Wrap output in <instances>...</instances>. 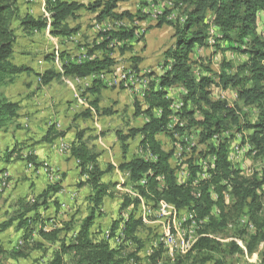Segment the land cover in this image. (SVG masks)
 Masks as SVG:
<instances>
[{
    "label": "trees",
    "instance_id": "trees-1",
    "mask_svg": "<svg viewBox=\"0 0 264 264\" xmlns=\"http://www.w3.org/2000/svg\"><path fill=\"white\" fill-rule=\"evenodd\" d=\"M131 1L95 0L91 3H79L73 0H45L47 16L34 17L29 14L20 16L19 0H0V88L10 83L14 77L31 71L11 61L13 47L17 41L14 29L16 22L24 34L48 30L52 38H66L76 36L81 30L80 25L71 27L69 23L70 20L77 19V13L81 10L92 15L90 29L102 24L106 19L116 22H122L125 18L130 20L129 22L133 19L144 20L138 12L119 11L121 4ZM182 3L183 10L179 17L183 18L182 22L179 18L174 22L168 21L167 18L172 13L169 10L165 11L162 17H158L153 27H172L174 33L173 42L164 53L161 73L151 76V82L146 86L144 110L136 103L134 116L144 115L148 120L140 128L129 129L126 134L115 132L123 154L128 148L126 143L138 138V147L143 154L149 155L148 158L137 157L124 161L118 166V171L126 175L131 190L136 195H123L120 205V212L132 208L124 219L120 234L126 242L123 241V244L116 247L110 244L122 220L112 224L108 239H97L96 233L93 232L95 220L102 216L100 208L104 200L112 196L110 190L115 187V184L103 182V177L113 168L108 166L104 171L99 168L100 154L95 151L94 146H88V138L84 141L85 130L78 129L67 154L77 163L80 179L78 188L90 189L86 199L87 215L81 220L72 217L59 224L60 226L51 224L50 229L45 230V220L40 210L47 211L52 205L55 211H58L56 196L61 191L58 185H49L32 204L26 203L24 208L21 205V213L0 222V234L15 227L17 231H22L23 241L20 247L10 251L6 250L0 241V258L26 260V247L46 253L44 243H48L54 249L44 264H67L66 257L70 258L71 264H127L130 260L133 264H139L138 254L144 244L137 234L143 227V222L136 218L135 213L142 203H150L152 207L170 206L172 214L186 211L197 225L196 239L187 253L168 260L163 257L164 250L159 246L151 256L150 264H227V260L234 256H243L245 253L248 256L254 255L264 243V205L259 194L264 186V175L261 179L255 176L245 178L228 161L224 143H213V140H218L233 129L237 132L247 131L250 132L248 138L251 144L259 153L264 152V34L257 29L260 16L264 13V0H182ZM208 14L212 16L209 23L206 22ZM129 26L128 28L120 25L116 29L99 31L92 41V47L87 46L86 60L64 64L62 73L45 72L39 77L40 83L48 85L52 80L62 77L91 78L92 84L87 89L93 97L90 104L95 111H99L98 97L105 89V84L102 83L104 74L111 73L118 64V59L131 52V46L126 43L139 31L137 27L132 28L131 24ZM211 28L214 30L213 34H210ZM209 38H213V46L218 47L221 44L225 51L245 57L235 68H232L230 63L223 65L224 71L218 75L217 83L212 77L196 79L192 72L191 54L195 49L207 47ZM97 51L99 54H96ZM60 57L63 58V55ZM129 60L136 71L141 60L136 56H131ZM200 68L205 69L207 73L211 72L206 67ZM177 85L183 88L185 95L182 97L181 111L173 113L170 109L173 101L166 99L165 89ZM211 85L224 90H236L238 99L244 106L255 108L253 120H241L236 111L225 102L210 100L208 88ZM189 106L192 109H189ZM195 110L201 113L200 119L195 118ZM18 111V103L0 94V131L17 118ZM102 113L109 114L106 110ZM90 114L87 111L75 119L88 118ZM173 116L178 119V122L174 120V124L171 122ZM182 121H185L187 130L199 129L198 144L206 149V152L201 154L202 159L206 160L208 156L214 158L213 166L207 167V177L200 178L197 183L194 179L199 178L202 173L197 164L188 165L189 180L186 183L177 182L176 170L170 164L174 149L166 151L157 139L159 134L168 136L171 141H174L175 135L183 136L184 126L179 125ZM227 123L230 126H227ZM69 131L70 129L56 131L54 127H49L41 141L51 144L65 138ZM12 155L6 157L3 162L9 164ZM26 160L32 166L39 167L32 155ZM229 188L232 202L227 205L225 197ZM213 209L218 211L217 217L212 215ZM29 214L32 215L28 216ZM241 217H246L252 225L250 234L245 227L243 228L246 230L237 225ZM36 225H39V228L36 229ZM233 225L235 231L232 236L240 239L244 248H240L234 241L222 243L217 239L219 234ZM35 232L39 241L33 238ZM127 241L136 247L128 253V247L124 246Z\"/></svg>",
    "mask_w": 264,
    "mask_h": 264
},
{
    "label": "rangeland",
    "instance_id": "rangeland-1",
    "mask_svg": "<svg viewBox=\"0 0 264 264\" xmlns=\"http://www.w3.org/2000/svg\"><path fill=\"white\" fill-rule=\"evenodd\" d=\"M73 1L79 3H91L95 0ZM158 1H160V3L163 2L162 4L166 3L164 1L172 2V5H174V3L176 4L175 0H132L131 2L120 5L119 11H129L132 13L138 12L140 16L145 18L142 21L136 19L138 22H144L149 16L153 19V22L151 25L145 24L144 27H142L145 30L144 34L134 37L126 43L127 46H131V52L127 53L119 60V65L124 66V72H127V76L129 77V80H125L126 86L124 85L123 87V83H117V85L114 86L106 84L104 76V81L102 83L103 85L105 84V89H103L102 92L105 90L106 92H103V95L102 92H100L98 97L99 111H95L90 104L93 97L88 93L87 89L90 88L92 84L91 78H74L73 81L72 78L62 77L61 79L52 80L48 85H42L39 77L48 71L62 73V66L64 64L86 60L87 46L92 47V41L94 40L96 33L99 31L116 29L120 26L119 24H126L127 26L131 24V22H133L131 24L132 28L135 26L140 30L138 22H129L130 20L126 18L122 22L106 19L102 24L90 29L89 26L91 24L92 15L81 10L77 13V19L70 20L69 22L71 27L80 25L81 30L76 36L66 38H52L49 36L48 30L37 32L38 34L31 32L33 35L28 34L27 36L26 34V36H24L22 35L23 32H21V29L19 30L18 28V22L14 24L17 42L14 45L11 61L16 65L27 67L31 71L14 77L10 83L0 88V94L12 102L18 103L19 107L22 106V110L19 109L18 111L17 118L14 119L6 129L0 131V158L4 160L9 155L13 154L12 158L9 160L11 163L15 162L16 165L11 177H8L5 174L7 176V186L0 192V222L6 221L21 213L20 206L22 205L24 208L26 203L32 204L34 199L40 194L38 189L40 187L45 189L49 185H58L61 188V191L57 195L61 194L63 191L65 200H59L56 196V198H58V205L56 207L58 211H55V208L52 205H50L47 211L43 212L40 210V213L45 220V230L50 229L51 224L60 226L59 224L70 220L72 217H75L76 220H81L87 215L88 205L86 199L90 194V189L88 187L78 188L80 179L78 177L77 163L74 165V163H69V159L62 158L64 164H62L63 168L61 169L50 161L41 158L37 159L34 152L43 144L41 139L45 134V128L48 130L49 127H54L56 131L73 129L74 132L78 129L85 130L86 134L84 136V141L88 138V146H95L94 143L100 136L106 134L107 141H109L112 139L116 131L126 134L129 129L140 127L148 120L144 115L134 116L136 103L141 110H144V95L146 91L144 92L140 84L139 86H134L133 82H137V73H143L142 80L146 79L148 84L151 82V76H158L160 74L162 67L164 66V53L173 42L172 35L174 31L173 28L170 27L172 33L169 34V29H167L168 26H163L164 28L162 27L161 29L154 31L151 30L154 29L153 27L156 22L163 16L165 11H172L171 14L173 15L174 22L180 17L181 11L183 10V7L178 9L176 7L173 9L163 7L162 15L158 16L159 18L156 20V18L154 19L155 11L152 10L151 5H156ZM32 5H35L38 9L40 7L39 3H33ZM145 11L147 13H145ZM38 14L39 16H47L46 12H38ZM20 16L22 15L20 14ZM179 19L181 22L183 21V18ZM167 20H169V17ZM96 27H98V29H96ZM127 27L129 28L130 26ZM263 27L264 26H262L259 31L264 34ZM213 31V28H211L210 34ZM147 35L148 39H145ZM146 42L147 47L145 46ZM207 46L209 47L211 44L208 43ZM146 48L148 50H146ZM210 48H213V50L208 51L209 56L200 55V57L192 59V72L196 79L204 76L212 77V80L217 83L218 75L224 71L223 65L230 63L231 67L235 68L245 59V57L241 55L225 51L221 44L218 47L211 46ZM145 51H147V53ZM140 53L146 54L142 57L139 55ZM96 54H99V51H97ZM61 55H63V58L60 57ZM131 56H136L140 59L141 62L139 64L145 61L147 64L146 67L141 69L138 64L137 70L135 71L132 62L129 60ZM200 66L208 68L211 72H205V69L202 70ZM225 71L228 72L227 69H225ZM229 71L231 72V70ZM117 73L118 64L111 73L104 75H107V78H117ZM135 76L136 78H133ZM65 80H69V83H66ZM174 87L175 86L170 88L173 89ZM170 88L165 89V97L166 99L169 98V100L173 101V108L171 109L170 107L172 112H180L183 105L182 97L185 95V91L183 88L182 92L175 90L173 91L174 94L170 97L168 92ZM220 88L221 87L215 85H211L208 88L210 100L225 102L227 106L236 111L241 120L252 121L256 112L255 108L244 106L243 102L238 99L236 90L228 88L229 91L227 93L220 95V91H226H223L224 89L220 90ZM189 109H192V107L189 106ZM104 110L108 111L109 114L104 115L102 113ZM87 111L91 113L88 118L80 117L75 119L77 116L84 114ZM155 114L158 115V112ZM195 118H201V113L197 110H195ZM174 120L178 122L176 116H173L172 118L171 122L173 124L175 123ZM96 125L99 126L100 129L98 133H96L97 130L94 128ZM179 125L184 126V129L186 128L185 121H182ZM227 126H230L229 123H227ZM198 132V128L189 130L185 129L184 135H175L173 138L174 141H171V139L164 134H159L157 136V139L166 151H169L172 148L174 149L173 161L171 162V159L170 162L176 170V179L178 182L186 183L189 180V164H197L201 167L202 173L199 174V178L194 179L196 183L199 182L200 178H203V175H205L204 178H206L207 167L213 166L214 158L208 156L206 160H203L201 157V154L206 152V149L205 146L198 144ZM249 134L250 132L247 131L237 132L233 129L232 131L225 133L218 140H213V143L217 144L220 141L224 143L227 149L228 161L234 169L240 171L242 176L245 178L255 176L257 179H261L264 175V152L259 153V151L251 144L248 138ZM137 139L138 138L130 141L133 144L135 152L137 150L135 145ZM246 146L249 147L246 148ZM175 150L179 151L180 157L176 158ZM67 153L68 150L64 151L62 155H68ZM31 155L35 158L39 167H34L27 162L26 158ZM233 155H238L239 160H237L236 157H233ZM137 157L148 158L149 155L140 153L139 150V152L137 151L133 155L132 159ZM175 164H181V166L176 167ZM29 165L30 167H28ZM38 172L41 173L39 174ZM1 174L3 173L0 172V175ZM41 178H44L42 183L40 180ZM103 182L115 184V187L110 190L112 196L107 197L100 208L102 216L95 220L93 232L96 233L97 239H108L112 224L122 220L118 225V229L114 233V237L110 240V244L113 247H116L123 244L124 237L120 236V234L124 226V219L128 217V214L132 209L128 208L120 212L122 196L129 194L136 197V195L131 190L126 175H115L112 172L107 175ZM259 194L264 205V186ZM213 198H215V196H213ZM225 200L227 205L232 202L230 188L226 193ZM215 210L216 209L212 210V215L217 217L218 214ZM31 215L32 214H29L28 216ZM135 216L143 222V227L137 234V237L144 244L143 249L138 254L139 264H150V258L159 246L164 250L163 257L165 259L172 260L176 255H184L189 250H186L185 247L188 245L190 248L196 239L197 225L194 222L186 221L185 223L182 222L180 224V219L178 217L179 220L177 219V222L174 223L175 220L172 219V214L169 213L166 214V216L162 215L159 205L158 207H152L150 203H142L137 208ZM244 218L245 217L239 218L238 222ZM144 221L146 222L144 223ZM16 224L17 223H15L14 226H16ZM237 225L240 226L241 229H244L239 223ZM35 228H39V225H36ZM169 229L170 232L178 238V248L176 249V252L174 250L172 254L160 243V239L165 237ZM252 230L247 231V233L250 234ZM234 231V225L232 227L230 226L228 230L219 234L217 239L222 243L234 241L240 248H244L243 242L232 236ZM5 232L7 233L1 237L0 241L6 250L10 251L22 245L21 230L17 231L15 227H12ZM71 235L72 234H70V236ZM33 238L34 240L39 241L36 232L33 235ZM44 244L45 248H47L46 253H44L43 250H30V247H26V249H24L28 254L26 260H14L9 257H2L0 258V264H44L54 249V247H51L48 243ZM124 246L128 247L126 251L127 253L136 248L135 245H130L128 241ZM66 260L67 264H71L69 257H66ZM127 264L133 263L130 260ZM227 264H264V243L259 246L254 255L248 256L245 253L243 256H234L227 260Z\"/></svg>",
    "mask_w": 264,
    "mask_h": 264
},
{
    "label": "crops",
    "instance_id": "crops-1",
    "mask_svg": "<svg viewBox=\"0 0 264 264\" xmlns=\"http://www.w3.org/2000/svg\"><path fill=\"white\" fill-rule=\"evenodd\" d=\"M33 3H35V4L39 3V5H40L39 9L35 5L33 6L32 5ZM19 10H20V14L21 15L29 14V15H32L34 17H37V16H39L38 12H40V13L45 12V10H44V0H19ZM260 17L261 18L259 20L258 28H257L258 31L261 30L262 26L264 25V13H262ZM210 18H212V16L210 14H208L207 15V20H209ZM168 21H173V20H168ZM152 22H153V19L150 18V16H149V17H147V19L144 22L141 23V25H142V27H144L145 24L151 25ZM119 25H121V24H119ZM129 25H127V26H129ZM125 26H126V24H125ZM167 29H169L168 33L171 34L172 33L171 28L168 27ZM19 30H20V28H19ZM154 30H158V29H152L151 31H154ZM33 33L34 34H38L37 32H33ZM22 35L26 36V34H23V33H22ZM31 35H33V34H31ZM27 36H28V34H27ZM145 39H148V35L146 36ZM213 42H214V40L212 38H210V39L207 40V45H208V43H210L211 46H213L214 45ZM145 46L147 47V42L145 43ZM211 46H209V47L207 46V47L201 48V49H195L193 51V53L191 54V60L194 59V58L196 59V58L200 57V55H208L209 56V54H208L209 52L208 51L209 50L210 51L213 50V48H210ZM146 50H148V49L146 48ZM13 51H14V47H13ZM145 52L147 53V51H145ZM146 53H140L139 55L144 57V55ZM12 56H13V53H12ZM229 61H230V59H229ZM146 65H147L146 62L143 61L141 64H139V68L144 69L146 67ZM146 89H147V87H146ZM146 89L144 90V92L146 91ZM175 90H177L178 92L179 91L182 92V88L180 86H175L173 89L170 88L169 91H168L170 97L174 94L173 91H175ZM220 90H223V89L220 88ZM225 90H223L225 92L220 91L219 94L221 95V94L227 93L229 91L228 88L225 89ZM103 92H106V90L103 91ZM103 92H102V95H103ZM19 109L22 110V106L19 107ZM34 125H36V124H34ZM140 127H135V128H140ZM94 128L97 130L96 133H98L100 131L99 126L96 125V126H94ZM81 129H83V128H81ZM46 130H47V128H45V132H46ZM74 138H75V132L72 129V130H70L67 133L66 137L63 138V139L56 140V141H54L51 144L43 143L42 145H40L38 147V149L34 152V154H35V156H37V159L41 158L43 160L50 161L52 164L57 165L61 169L63 168L62 164H64L62 162V158L69 159V163H71V164L74 163V165H75L76 161H74L73 159H70L69 155H62L63 152H61V150H60L62 145L70 146V144L74 141ZM130 141H132V140H129L126 143L128 148H127L126 153L123 154L122 149H121V145L117 141V138L115 137V133H114V136L112 137V139H110L109 141H107L106 134L103 135V136H100L97 139V141H95V143H94V145H95L94 147L96 149V152L100 154V157L98 159L99 168L104 171L110 165V166H112L113 169L109 173L113 172V174H115V175H121V173L118 171V166L124 161L131 160L133 155L137 151L139 152V150H140V148L138 147L139 139H137L136 142H135L136 149H137L136 152L134 151L133 144ZM140 153H142L141 150H140ZM172 161H173V159L171 160V162ZM171 162H170V164L173 167V164ZM15 166H16L15 162H12V163L10 162L9 164H5L3 162V160H2V158H0V171L3 170V172H2L3 175L6 174L8 177H11V175L14 173L13 171L16 168ZM38 173L40 174L41 172H38ZM109 173H107L103 177V181H104V179L107 177V175ZM175 175H176V172H175ZM40 180H41V183H42L44 178H41ZM43 189L44 188L40 187L38 189L39 193H41L43 191ZM57 197L59 198V200H63V201L65 200V195H63V191H62L61 194L57 195ZM67 198H68V196H67ZM6 233L7 232H5L4 234L0 235V240H1V237L3 235H5Z\"/></svg>",
    "mask_w": 264,
    "mask_h": 264
},
{
    "label": "built area",
    "instance_id": "built-area-1",
    "mask_svg": "<svg viewBox=\"0 0 264 264\" xmlns=\"http://www.w3.org/2000/svg\"><path fill=\"white\" fill-rule=\"evenodd\" d=\"M152 6V10L155 11V15H159L161 16L162 15V8L163 7H166L167 9H173L174 7H176L178 9V5H169V4H162L160 3V1L156 4V5H151ZM176 10V9H175ZM145 13H147L145 11ZM169 20H173V15L170 14L169 16ZM212 18H210L209 20H207L206 22L209 23L211 21ZM132 21H137L136 19H133ZM138 22V21H137ZM138 25L140 27V35L144 34V29L142 28V25L140 22H138ZM96 29H98V27H96ZM211 34H213V32H211ZM210 39V38H209ZM119 60L118 59V73L116 74V77L117 78H107V75H105V83L106 84H110L111 86L113 85H117V83H123V87L125 85V80H129V77L127 76V72H124V66H121L119 65ZM83 61V60H82ZM142 77H143V73H137V82H133L134 86H139L140 83H142ZM72 80L74 81V78H72ZM66 83H69V80H65ZM171 109L173 108V103L171 104ZM249 146H246V148H248ZM67 148H69V146H65L63 145L60 149L61 151H67ZM245 148V147H244ZM234 149V148H233ZM175 153H176V158L177 157H180V153L178 150H175ZM233 157H236L237 160H239V156L238 155H233ZM176 165V164H175ZM177 166H181V164H177ZM205 177V175H203V178ZM6 180H7V176L4 174H1L0 175V192L2 191V189L4 187L7 186V183H6ZM178 182V180H177ZM178 183H182L184 184L183 182H178ZM160 211H161V214L164 215V214H167V210L165 208H159ZM146 221H144L145 223ZM243 225H246V224H243ZM171 237L174 238V245H176V249L178 248V238L173 234ZM164 248L167 249L166 246H164ZM169 251V250H168ZM172 254V253H171Z\"/></svg>",
    "mask_w": 264,
    "mask_h": 264
},
{
    "label": "bare ground",
    "instance_id": "bare-ground-1",
    "mask_svg": "<svg viewBox=\"0 0 264 264\" xmlns=\"http://www.w3.org/2000/svg\"><path fill=\"white\" fill-rule=\"evenodd\" d=\"M164 2H166L165 4H169V5H172V2H167V1H164ZM175 2H176V4L174 3V5H178V8H182L183 7V3H182V0H175ZM163 3V2H162ZM158 16L159 15H155V17H154V19L156 18V20H157V18H158ZM132 24V23H131ZM137 32V31H136ZM140 35V30L135 34V37H138ZM213 44H214V42H213ZM131 73V72H130ZM134 74V73H133ZM132 76V75H131ZM133 78H136V76L135 77H133ZM143 79V78H142ZM132 81V80H131ZM147 84H148V81H146V79H144V80H142V83H140V85L142 86V89L143 90H145L146 89V86H147ZM126 86V85H125ZM67 150H68V148H67ZM28 167H30V165L28 166ZM159 208H165L166 210H167V214H172V208L170 207V206H167V205H160V207ZM216 211V213L218 214V211L217 210H215ZM165 216H166V214H164ZM172 219H174L175 220V222L174 223H176L177 221V219H178V217H179V223L181 224L182 222L183 223H185L186 221H189V220H191L192 219V216L188 213V212H186V211H180V212H176V213H174V214H172ZM246 218V217H245ZM242 219V220H240L239 221V224L240 225H242V227H245L246 229H247V231H249V230H252L253 229V227H252V225L251 224H249L248 223V221L246 220V219ZM173 220V221H174ZM192 221V220H191ZM191 221H189V222H191ZM192 223H193V221H192ZM243 224H246V225H243ZM182 226V225H181ZM169 227V226H168ZM171 228V227H170ZM176 228V227H175ZM173 235V233H171L170 232V229L168 230V232L166 233V235H165V237L164 238H161L160 239V243L162 244V245H164V246H166L167 247V249L169 250V252L170 253H173L174 252V250H175V252H176V245H174V238L173 237H171ZM185 244H186V242H185ZM185 249L186 250H188L189 249V246L187 245L186 247H185ZM184 249V250H185ZM183 250V249H182Z\"/></svg>",
    "mask_w": 264,
    "mask_h": 264
}]
</instances>
